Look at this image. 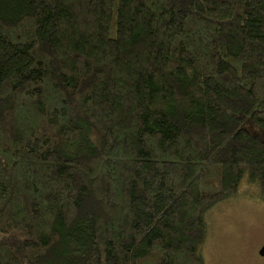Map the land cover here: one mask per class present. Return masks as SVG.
Masks as SVG:
<instances>
[{
    "label": "trees",
    "instance_id": "16d2710c",
    "mask_svg": "<svg viewBox=\"0 0 264 264\" xmlns=\"http://www.w3.org/2000/svg\"><path fill=\"white\" fill-rule=\"evenodd\" d=\"M243 183L264 0H0V264H206Z\"/></svg>",
    "mask_w": 264,
    "mask_h": 264
},
{
    "label": "rangeland",
    "instance_id": "374dc122",
    "mask_svg": "<svg viewBox=\"0 0 264 264\" xmlns=\"http://www.w3.org/2000/svg\"><path fill=\"white\" fill-rule=\"evenodd\" d=\"M206 264H264V198L255 185L242 184L239 193L208 213Z\"/></svg>",
    "mask_w": 264,
    "mask_h": 264
},
{
    "label": "water",
    "instance_id": "95a60500",
    "mask_svg": "<svg viewBox=\"0 0 264 264\" xmlns=\"http://www.w3.org/2000/svg\"><path fill=\"white\" fill-rule=\"evenodd\" d=\"M260 254H261L262 256H264V246L262 247V249H261V251H260Z\"/></svg>",
    "mask_w": 264,
    "mask_h": 264
}]
</instances>
